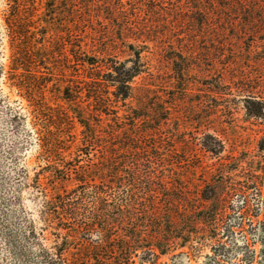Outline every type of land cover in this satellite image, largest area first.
<instances>
[{
	"label": "trees",
	"instance_id": "16d2710c",
	"mask_svg": "<svg viewBox=\"0 0 264 264\" xmlns=\"http://www.w3.org/2000/svg\"><path fill=\"white\" fill-rule=\"evenodd\" d=\"M7 1V77L30 102L28 132L44 160L34 173H47L50 182L43 187L42 212L56 239L50 248L38 244L36 263L160 264L163 255L176 258L192 242L210 240L211 264L233 258L236 264H264V155L257 165L241 152L225 154L221 133L209 131L198 115L220 104L207 106V96L196 93L226 94L218 89L219 78L233 70L236 79L243 48L249 51L257 37L264 40V0ZM39 9L43 18L36 23ZM49 31L54 41L47 39ZM50 44L79 77L62 87L68 109L50 106L42 91L46 77L38 73L53 57ZM216 74L219 83L192 88L196 76ZM190 90L194 100L188 104ZM258 94H243V107L248 117L264 121V97ZM180 105L193 116L198 137ZM11 117L25 116L14 111ZM141 136L154 143L146 146ZM184 155L197 158L190 167L210 176L192 194L167 180L166 171L181 168ZM199 155L213 160L203 165ZM238 169L262 174L232 180ZM35 185H41L38 177ZM251 189L259 210L247 200ZM233 195L243 197L235 207ZM24 233L36 237L31 223ZM248 234L256 236L252 244ZM256 244L258 249L251 247Z\"/></svg>",
	"mask_w": 264,
	"mask_h": 264
},
{
	"label": "rangeland",
	"instance_id": "374dc122",
	"mask_svg": "<svg viewBox=\"0 0 264 264\" xmlns=\"http://www.w3.org/2000/svg\"><path fill=\"white\" fill-rule=\"evenodd\" d=\"M7 9L8 1L0 0V64L3 65V70L0 72V264H41L36 263L38 244L50 248L56 239L51 232L53 229L45 226L42 212L45 199L42 192L43 187L48 189L50 182L45 177L47 173H34L38 170V165L44 164V160L38 157L34 137L28 132L29 129H32L28 123L30 121V102L24 92H20L7 77L11 54L9 38L4 28V17ZM40 11L41 9L37 11V16H33V20L36 23L42 22L43 14H40ZM47 35V39L50 38L54 41L56 38L54 32L49 31ZM255 35L257 37V34L254 33L253 38H255ZM248 38L251 39V36ZM245 43L241 42L240 45L245 46ZM52 45L46 46H48V50H53V57H49L45 66L39 68L40 72L38 74L46 77L41 85L42 91L46 102L50 106L68 109L69 103L61 96L62 87L71 85L79 77L75 74L72 66H70L71 61H67L61 54L59 55L56 52V48ZM149 46L152 47L153 43L149 42ZM250 50L243 48V52L238 53L239 57L236 60L237 65L235 67L237 72L236 79L232 76L233 70L225 72V77L222 80L221 77L219 78L220 74H216L212 78H204L202 75L194 76L196 79H194L195 83H193L192 88L205 89L203 88V83H216L217 81L219 83V80L221 81L218 84V89L226 92V94L216 95V93L212 94L210 92H196L207 96V98H204L209 102L207 106L210 103L220 104L217 111L208 112L207 109L198 115L204 117V123L207 125L205 127H209V131H216L213 129H217L218 133H221L219 136L225 139V154L231 150L234 154L241 152V156L249 159L250 164L253 162V164L257 163L259 165L262 164V155H264V151L261 152L259 149L264 143V121L250 118L246 115L243 107V94L258 93L261 90L263 94L258 95L264 97V40L258 37L255 38ZM114 51V53H120V57H125L123 53ZM144 54H148V52H144ZM155 63L156 61L152 60V65H156ZM151 70L154 71V68H151ZM242 75L243 78H240ZM218 78L219 80H217ZM191 92L192 90L187 93L185 98L188 104L194 100ZM14 111H19L25 117L20 120L13 119L11 116ZM180 111H183L182 117L184 121L190 124L188 126L192 130L190 132L191 135L198 137L199 134L196 132V127L198 126L192 124L193 116L187 114V109L183 110L181 105ZM173 124L176 127V123L174 122ZM79 130L80 128L75 125L73 132L76 134V141H78L80 136ZM140 140L146 146L154 143V138L151 136H141ZM177 152L179 156L183 155L181 151ZM179 156H174L172 160L176 161ZM188 156L184 155L186 157L185 163L178 164L181 168L172 167V170L166 172L171 175L167 179L169 185L181 183L185 185V190L192 194L203 185V181H208L210 176L209 173L202 172L200 168L190 167L197 163V158L191 155L190 157ZM199 156L203 157V165L209 164L213 160L209 159L208 156ZM159 163L163 164V160L159 161ZM20 167L24 169L23 173L19 172ZM216 173L215 179H221L220 172ZM232 173H236L230 176L232 180L237 179L238 181L249 173L262 174L261 171H249L248 169H238ZM37 177L41 183L39 187L35 185ZM248 193L247 200L249 204L251 207L257 206V210H259L260 205L257 204L256 197H252L255 191L251 189V192ZM242 198V196L233 195L229 202L235 207L239 205ZM261 217L262 214L260 213L257 218ZM252 219L255 220V217H252ZM30 223L34 227L35 238L27 233ZM25 231L27 234L24 237ZM247 237L251 244L256 238L252 234H248ZM7 239L12 242H8ZM213 242L210 240L202 243L194 241L191 243V248H184L187 251L186 254L179 255L176 258L170 257V255H163L158 259L157 263L163 264L166 262L170 264L173 261L177 264H211L206 254L211 253L210 245ZM251 247L258 249L259 244L251 245ZM236 261L233 258L226 264H236ZM135 264L139 263L135 262Z\"/></svg>",
	"mask_w": 264,
	"mask_h": 264
}]
</instances>
